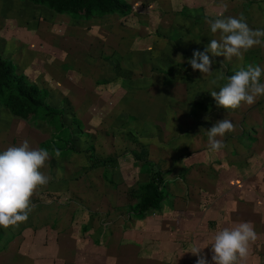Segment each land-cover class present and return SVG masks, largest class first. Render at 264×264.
I'll return each instance as SVG.
<instances>
[{
  "label": "rangeland",
  "instance_id": "374dc122",
  "mask_svg": "<svg viewBox=\"0 0 264 264\" xmlns=\"http://www.w3.org/2000/svg\"><path fill=\"white\" fill-rule=\"evenodd\" d=\"M128 1L133 5L129 13L84 20L30 0H0V54L30 83L48 89V102L65 111L60 121L43 111L25 119L0 103V151L27 139L32 148L50 153L41 169L50 181L32 196L34 208L27 221L0 227V264H196L192 247L203 248L209 241L193 238L189 231H203V222L213 219L216 209L223 210V204L212 202L240 198L264 202V188H260L264 96L234 110L219 107L211 96L240 67L264 69V46L252 47L240 59L208 53L213 61L211 74L194 71L188 62L194 51L203 52L212 39H219V31L213 34L207 19L221 13L242 14L251 29H264L258 0ZM9 26H29L31 31L51 26V35L42 31V39L54 40L49 59L55 69L68 72V83L56 74L50 80L53 89L49 88L38 69L42 64L51 71L50 62L40 64L29 44L28 57L4 45L2 30ZM83 26H109L110 31L105 40L101 31V39L85 49L82 39L88 40L90 31ZM19 40L24 41L22 34ZM85 54L98 57L101 82L106 88L113 86L100 96L106 103L102 111L86 109L101 101L84 103L89 85L82 83L79 74L70 73L82 70ZM221 75L224 80L218 79ZM224 118L234 123L235 130L217 137L226 147L216 153L209 148L207 130ZM73 123H79L82 134L74 130L72 135L68 126ZM204 152L216 153V161L210 164ZM215 173L216 178H231L232 188L225 193L215 187L201 192L193 184ZM159 177L165 200L159 209L138 216L133 209L144 192L141 186L159 184ZM257 178H261L258 183ZM246 182L248 189H241ZM261 204H248L249 218L264 215ZM255 210L257 215L252 214ZM257 225L259 237L264 236V223ZM161 231H168L163 242L156 236ZM259 237L255 241L262 254L254 264L264 263V238ZM210 252L211 247H205L201 255L207 259Z\"/></svg>",
  "mask_w": 264,
  "mask_h": 264
},
{
  "label": "clouds",
  "instance_id": "9594fccd",
  "mask_svg": "<svg viewBox=\"0 0 264 264\" xmlns=\"http://www.w3.org/2000/svg\"><path fill=\"white\" fill-rule=\"evenodd\" d=\"M227 10V5H222ZM213 34L219 31V39H212L206 49L194 51L188 61L191 68L202 74H211L212 56H224L231 60L238 59L254 46H264V29L253 30L241 14L239 17L224 16L221 13L215 19H207ZM264 69L260 66L248 65L240 67L226 82L219 86V91H211V96L219 107L237 109L242 103L252 105L257 97L264 96V82L261 78ZM218 79L224 80L221 75ZM213 84L217 81L213 80ZM209 117H205L207 120ZM235 130L234 123L229 119L216 121L207 130L208 145L214 152H220L226 147L222 139L226 133ZM55 155L60 156L59 149ZM50 159V153L45 148H32L25 139L19 146H10L0 151V227L10 226L27 221L34 205L31 198L38 187L46 186L50 177L41 169ZM257 233L251 221H241L233 226L216 231L212 237L211 250L214 264H239L250 254V243L255 241ZM207 247V246H205ZM203 247V248H205ZM193 246L191 253L197 257L196 264H208L206 257L201 255L203 249Z\"/></svg>",
  "mask_w": 264,
  "mask_h": 264
},
{
  "label": "crops",
  "instance_id": "0c3cea01",
  "mask_svg": "<svg viewBox=\"0 0 264 264\" xmlns=\"http://www.w3.org/2000/svg\"><path fill=\"white\" fill-rule=\"evenodd\" d=\"M261 1H262V3H261ZM258 2L256 3L258 6L257 9L259 11L264 12V0H258ZM248 7H251V6L248 4ZM36 27H39L37 31H31L29 26H25L24 28H23V26H9V28L5 27L4 28L5 30L4 29L2 30L5 33L4 45H6L8 47L13 46L16 48L14 50V52L18 51L19 55L22 53L23 57H28V55L26 53V51H27L26 45L29 44L32 47L31 50L32 51L34 50V52L36 54L35 56L40 58V60H39L40 64L50 62V64H48V65L53 66V69H51V71L48 72L47 69L42 64L38 69V71L40 70L39 76L44 80L45 84L48 85V87L50 86L49 88L53 89L52 86L50 85V82H51L50 80H52L53 75H56V74H57V77L61 76L60 78H63V80L67 81L65 83H68V72H65V71L60 70V69H55L54 61H52V59L51 60L49 59V56L52 55L51 43H54V40H51L48 37H47V39H42V34H43L42 31H45L46 34L48 33V35H51V26H36ZM108 27L104 28V26H83L84 29L90 31V34L88 35L89 39L86 41H83V39H82V45L85 47V49L88 48L87 46L89 43H91V45L94 46L95 43L99 39H101V38H99L101 31L103 34L102 39L105 40L107 37L106 35H108L109 31H110ZM21 28L24 29L21 32L22 36L24 37V41L19 40V35H21L19 30H21ZM72 28H74L75 30L80 29V28H78V26H68V29L74 30ZM80 33H82V32H80ZM112 36H113V33H112ZM66 45L68 46V44H66ZM14 52H12V53H14ZM81 57L83 58L82 70L81 71L80 70H78V71L72 70L70 73L79 74V77L81 78L82 83L84 82L85 86L89 85V90L88 89L84 90V98L86 99V101H84V103H86L88 105L89 100L94 101V99L96 101L100 102L101 100L104 99L102 97L100 98V96H103L107 91L112 90L111 87H113V86L111 85L110 88H106V87H108V85H105V84L103 85V83L101 82V80L104 78L100 79V77H103V76L100 74L101 70L98 67V62H97L98 57L94 58L93 55H88V54L81 55ZM83 70L86 72H84ZM98 70H99V72H98ZM150 75H153V73ZM109 77L110 76L107 77L108 81L111 80V78H109ZM72 84H73L72 86H74L75 82H72ZM68 93H70V91H68ZM104 105H106V103L101 101L99 105H97L95 103L89 104L86 109L88 111H102V110L106 109V107H104ZM100 106H102V107H100ZM216 153H215V155H208L207 156L206 152H204V155L207 156L209 158V160H211L210 164L214 161V159H216L218 157L216 155ZM217 172L220 174L223 172V170L219 169V170H217ZM216 174L217 173H215V176L212 177L211 179L209 177H205V179H200L199 181L196 180V182H194L193 184H195L196 188L198 190H200L201 192L203 189L209 190V189H211V187H215L216 190L218 189V190L223 191L225 193V191H228V189L232 188V186H231L232 179L231 178H227L226 176H222L221 179L216 178ZM224 174H226V173H224ZM222 175H223V173H222ZM259 175H261V172ZM260 179L257 178V183L260 182ZM263 179H264V172H263ZM242 182H243V180H242ZM243 185H244V188L242 186L241 189H248V183L247 182L244 183ZM260 188H264V181L261 182ZM214 192H217V191H214ZM212 203L215 205L216 204H218V205L223 204V206H222L223 210L219 211V209H216L217 214H213V212H212L213 219L210 218L209 220H207V222L206 221L203 222L205 224L204 226H206V228H203V231H195V232L189 231V235H191V237H193V238H196V239L208 238V241H209L208 246H207L208 248L211 247L212 237H213L214 233L216 231L221 230L224 227L233 226L234 224L239 223L241 221H251L255 228H259V226L257 224L264 223V215H262L263 217L261 215H259V218H257L256 216H252V218H249V216H248V204H254V206H256L257 204L259 205V203L260 204L262 203L260 201V199H258V198H255V199L240 198L239 201L234 200L233 202L228 201V200L225 202H221V201L217 200V201L212 202ZM219 203H221V204H219ZM262 205L264 207V202L260 206H262ZM256 212H257V210L253 211L252 214L257 215ZM198 216L199 217L203 216V213L201 212V214ZM221 223H223V227L220 226ZM210 224H212V227L210 226ZM263 229H262V231H264ZM255 231L257 233L256 239H258V237L260 235V234H258L259 229H255ZM167 232L168 231L157 232L156 236H157V238L161 239V242H163L162 239H168V233ZM181 233L182 234L184 233L183 235L185 236L186 232L182 231ZM260 237L264 238V236H260ZM170 247H172V246H170ZM169 250H170V248H169ZM210 254L213 255L212 252H210ZM261 254H262V252H260L259 245L257 244L256 241H253L250 243V254L248 255V257L246 259L239 261V264H254L253 263L254 259L258 260L259 259L258 257L261 256ZM206 256L208 257L207 258L208 264H214V262L211 259L212 256H208V255H206ZM256 264H264V263L262 261H260V262H256Z\"/></svg>",
  "mask_w": 264,
  "mask_h": 264
},
{
  "label": "trees",
  "instance_id": "16d2710c",
  "mask_svg": "<svg viewBox=\"0 0 264 264\" xmlns=\"http://www.w3.org/2000/svg\"><path fill=\"white\" fill-rule=\"evenodd\" d=\"M36 4L48 5L60 14H73L81 16L84 20L101 17L109 13H129L133 5L128 0H30ZM49 93L46 89L30 83L21 72H18L12 61L0 54V103L7 107L14 115L22 118H33L41 111L54 121L64 119V109L52 106L48 101ZM61 127H65L62 122ZM63 129V128H62ZM68 130L82 134L79 123L68 126ZM146 184L141 186L144 192L139 197V203L133 210L138 216L146 211L159 209L166 198L160 184Z\"/></svg>",
  "mask_w": 264,
  "mask_h": 264
}]
</instances>
